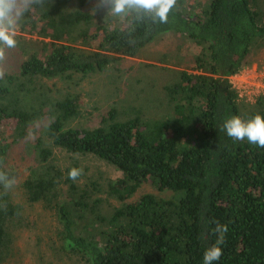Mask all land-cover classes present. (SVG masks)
Returning <instances> with one entry per match:
<instances>
[{"label": "trees", "instance_id": "trees-1", "mask_svg": "<svg viewBox=\"0 0 264 264\" xmlns=\"http://www.w3.org/2000/svg\"><path fill=\"white\" fill-rule=\"evenodd\" d=\"M83 2L33 3L16 26L35 27L49 40L24 52L16 67L0 69V173L8 148L30 140L35 115L47 117L45 135L29 141L34 163L21 186L27 202L56 218L43 240L53 255L48 264H63L64 256L74 264H203L204 251L217 241V223L227 232L213 264H264V147L223 130L232 115L264 118V97L240 100L229 80L251 64L253 45H264L262 0H176L166 23L148 14L113 15L109 0H94L100 16L93 22ZM168 32L189 40L192 66L159 84L149 98L158 111L121 119L110 109L97 126L74 125L75 96L56 98L52 88L30 82L102 71ZM50 144L102 159L120 175L104 188L81 182L82 171L69 179L77 159L59 166ZM3 187L0 182V264L8 224L20 211Z\"/></svg>", "mask_w": 264, "mask_h": 264}, {"label": "rangeland", "instance_id": "rangeland-1", "mask_svg": "<svg viewBox=\"0 0 264 264\" xmlns=\"http://www.w3.org/2000/svg\"><path fill=\"white\" fill-rule=\"evenodd\" d=\"M262 2L264 3V0ZM95 4L94 0H84L81 3V7L93 15V22H97L100 16ZM35 29L32 27V31L21 30L20 26H16V45L9 48L0 43V49L6 58L3 64L0 60V69L15 65L24 52L43 49V43L49 39L40 36L39 31ZM192 53L193 47L185 36L168 32L158 35L136 55L118 57L102 71L88 74L71 73L69 77L51 79L35 78L30 82L52 88L50 95L54 94L56 98L64 95L75 96L80 109L72 119V124L90 128L99 125L110 109L115 110L121 119L132 114L147 113L149 110L158 111L157 105L151 107L149 98L155 94L159 84L172 78L174 70L184 68L191 71ZM229 80L236 88L240 100L253 103L259 96L264 97V45H253L251 64L229 76ZM43 90L44 94L48 95L47 90ZM34 95L33 93L31 97ZM26 98H30V95ZM34 120L31 125L36 126L35 130L33 126L28 130L30 140L37 135H45L41 124L47 122V117L38 112ZM30 140L15 141L6 151L1 167L11 183L10 187L6 188L4 185L3 188L8 191L10 202L20 207L19 213L8 224L9 235L1 253L2 264H48L47 258H53L51 251L46 250L43 245V240L47 233H51L49 229L53 230L57 226L56 218L53 212L42 204L27 202L21 186L32 162L34 163L32 156L35 152L27 148L32 144ZM49 148L52 149L59 166H68L77 159L79 170L83 172L82 178L79 179L81 182L95 181L104 188L109 179L120 175L111 164L95 156L70 154L51 144ZM98 194L106 196L101 191ZM108 200V203H115L111 197ZM105 206V209L108 207L109 210L111 204ZM72 259L64 256V260L60 259V262L74 264Z\"/></svg>", "mask_w": 264, "mask_h": 264}, {"label": "clouds", "instance_id": "clouds-1", "mask_svg": "<svg viewBox=\"0 0 264 264\" xmlns=\"http://www.w3.org/2000/svg\"><path fill=\"white\" fill-rule=\"evenodd\" d=\"M42 0H0V43L11 48L16 45V22L22 13L28 10L33 3H41ZM176 4V0H109L111 13L116 16H127L129 12H134L148 17L154 22L158 19L161 23H166L168 13ZM102 5H98V8ZM4 53L0 49V60ZM2 76V73H0ZM223 130L227 136L235 140H243L245 137L250 143L264 147V118L256 114L251 119L244 121L238 115H232L223 123ZM81 174L79 169L69 171V179L75 180ZM0 182H4L5 187H10L8 178L0 173ZM215 231L219 234L214 245L207 248L203 253V264H213L222 256L220 245L224 242V233L227 232V225L217 223Z\"/></svg>", "mask_w": 264, "mask_h": 264}]
</instances>
